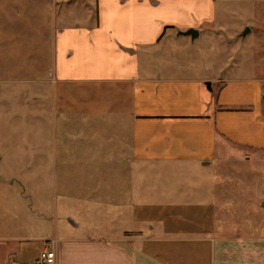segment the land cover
<instances>
[{"label":"crops","instance_id":"1","mask_svg":"<svg viewBox=\"0 0 264 264\" xmlns=\"http://www.w3.org/2000/svg\"><path fill=\"white\" fill-rule=\"evenodd\" d=\"M173 3L95 0L94 8L88 4L94 18L88 11L83 20L58 24L50 74L56 89L74 95L56 114L61 120L55 137L62 147H73L61 148L60 170L91 173L92 165V173H109L105 183L112 181L104 188L70 181L66 186L78 191L62 197L74 204L111 205V216L104 218L123 224L122 234L113 230L104 234L107 238L78 231L57 237L58 264H264V233L233 232L214 206L209 162L224 137L214 123L226 119L218 109L227 105L225 95L232 88L224 82L212 100L205 80L188 78L180 65L171 64L178 57L165 51L164 43L186 36L175 32L169 37L174 32L170 15L177 8L189 11ZM91 142L94 152L86 150ZM67 153L74 156L67 158ZM138 170L144 174L140 203H133L132 179ZM190 171L200 178L190 193L145 191L151 174L173 179ZM179 194L180 200L172 199ZM25 209L0 203V264L33 262L49 240L36 238L33 205ZM36 242L42 247L34 254Z\"/></svg>","mask_w":264,"mask_h":264},{"label":"rangeland","instance_id":"2","mask_svg":"<svg viewBox=\"0 0 264 264\" xmlns=\"http://www.w3.org/2000/svg\"><path fill=\"white\" fill-rule=\"evenodd\" d=\"M94 2L0 0V203L20 206L23 212L28 203L33 205L30 219L34 214L36 238L63 239L76 231L90 233L93 238H107L104 234L113 230L122 234L123 224L113 225L111 219L104 218L113 212L110 204H74L72 199L62 197L78 191L66 186L70 181L80 183V187L99 184L104 188L112 183H105L110 181L111 174L92 173V165L91 173L87 169L84 173L74 170L62 173L61 148L73 147H62L60 137H55V132L59 135L61 120L56 114L63 110V101L74 98L67 89H56L55 76L50 74L55 31L60 21L70 24L83 20L88 11L94 18L95 12L88 6L94 8ZM174 2L177 5H172L187 7L189 11L187 16L177 8L170 15L173 21L169 23L170 29L174 32L169 37L189 29L185 27L188 24L201 34L193 42L187 36L173 44L166 41L164 50L175 52L178 57L171 64L180 65L188 78L203 79L206 86L210 83L212 100H217L226 83V88H232L225 95L227 105L218 109L224 111L226 119L214 123L224 136L220 135V144L209 162L214 176V206L221 218H227L224 223L233 232L261 235L264 233V0ZM247 28L250 32L243 37ZM94 149L95 143L91 142L86 150L94 152ZM72 156L74 153H67V158ZM196 174L180 173L173 179L151 174L149 177L153 178L145 183L148 186L145 191L159 188V192L190 193L194 180H200ZM143 175L139 170L133 174V203H140L139 184ZM183 185L187 188H181ZM172 197L180 200L182 195ZM185 201L191 203L187 198ZM73 222L79 229L74 228ZM41 247L36 242L33 253L37 254Z\"/></svg>","mask_w":264,"mask_h":264},{"label":"built area","instance_id":"3","mask_svg":"<svg viewBox=\"0 0 264 264\" xmlns=\"http://www.w3.org/2000/svg\"><path fill=\"white\" fill-rule=\"evenodd\" d=\"M57 246L58 241L56 239H50L45 243V248L37 260L30 263L13 260L9 264H58Z\"/></svg>","mask_w":264,"mask_h":264},{"label":"water","instance_id":"4","mask_svg":"<svg viewBox=\"0 0 264 264\" xmlns=\"http://www.w3.org/2000/svg\"><path fill=\"white\" fill-rule=\"evenodd\" d=\"M249 32H250V29L247 28V30L242 34V36L245 37ZM180 34L183 36H189V37H191L192 40H196L200 35L199 31L197 29H194V28H190L184 32L182 31V32H180ZM207 87L209 90H211V84L210 83L207 84Z\"/></svg>","mask_w":264,"mask_h":264}]
</instances>
